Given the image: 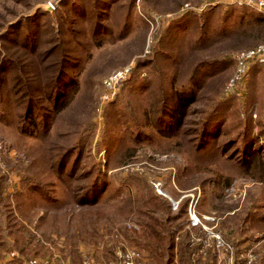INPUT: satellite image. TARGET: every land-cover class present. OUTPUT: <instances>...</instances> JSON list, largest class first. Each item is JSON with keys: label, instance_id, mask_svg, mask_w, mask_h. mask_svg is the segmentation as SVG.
<instances>
[{"label": "rangeland", "instance_id": "374dc122", "mask_svg": "<svg viewBox=\"0 0 264 264\" xmlns=\"http://www.w3.org/2000/svg\"><path fill=\"white\" fill-rule=\"evenodd\" d=\"M213 1L0 0V139L6 150L0 188L7 197L0 198V264H26L32 257L53 264H124L127 250L138 253L133 264H155L145 225L155 219L164 235L166 214L160 203L138 209L144 185L175 201L174 208L189 199L177 221L189 219L182 232L201 244L203 262L215 243L219 252L208 264H264V181L255 179L264 165L260 69L242 97L233 101L223 91L233 55L264 39V15ZM97 20L109 35H93ZM161 37L165 61L132 74L101 107L103 80L130 62L151 60ZM213 61L221 67L210 76L206 63ZM61 67V79L71 78L73 86L55 114L48 108ZM181 92L192 103L180 129L162 134L153 125L160 99ZM29 99L50 119L25 133ZM226 102L213 144L189 154L193 145L197 149L204 112ZM250 127V147L263 149L244 166L236 147ZM222 155L232 166L222 164ZM92 168L109 186L105 182L95 203L80 205ZM153 193L146 197L150 205ZM190 211L200 223H191ZM176 252L174 264H181Z\"/></svg>", "mask_w": 264, "mask_h": 264}, {"label": "trees", "instance_id": "16d2710c", "mask_svg": "<svg viewBox=\"0 0 264 264\" xmlns=\"http://www.w3.org/2000/svg\"><path fill=\"white\" fill-rule=\"evenodd\" d=\"M96 23L99 25V27L96 28L94 26V30H93L94 36H96V34H99V35L103 34L105 37V35L107 36L111 33L107 31V29H105L99 23L98 20L96 21ZM174 27L175 26L172 24L166 30H169L170 28H174ZM104 37H101L103 38L102 39L103 41H104ZM158 45L159 47L153 53V57L151 58V60L147 62L143 60L137 61V63L134 66V71L132 73L133 75H135L136 73L139 74L142 68L151 66V69H153L154 68L152 67L153 64L157 62L160 63L162 61L163 62L165 61L163 60V58L167 56L168 53L167 51L161 50V48L165 46L164 37H161L158 40ZM4 62H7V61H4ZM4 66H6L5 63L2 65V68L5 70ZM220 67L221 65L217 63L216 61L207 62L206 70L207 69L210 70V71H206L208 72L207 75H210V76L213 75L214 71L218 70ZM256 67L257 66H253L249 72L248 78L252 74V76L250 77V81L254 77L253 74L255 73V71H258ZM62 72H63V68L61 67L59 68V70L57 71L54 77L55 82L53 83V86L54 84L55 86L53 90V97L51 98L52 108H48V110H51V113H55V114L61 111L65 107L66 103L68 102V90L73 86V82L71 78L66 79L64 77L65 79L64 78L63 80L61 79ZM260 83H261V79H260ZM250 85H253V84H250ZM248 87L249 86L247 85V88ZM235 99L236 97L232 96L231 100L235 101ZM160 100L161 102L158 106L157 114L154 118L153 125L162 134H167L168 132L175 133L180 129L178 126L181 125L182 123L181 121L184 117L185 111L188 108V106L192 103L191 96H188L185 93L181 92V93H175L172 99H169V97L166 96V97H162V99ZM227 108H229L228 102L220 103L217 105L215 104V106L213 105L212 107H210L208 110L204 112L199 122L198 130L199 131L201 130V133L197 134L196 136V143L199 147L197 146V149H196L195 147L196 145L195 146L193 145L191 147V150L189 151V154L193 152L194 150H197V152L203 151L206 149L208 145L213 144V142L216 139L215 136L217 132L220 130L219 120L221 119V112H223ZM45 110L47 109H44L43 106L37 107L30 99L27 100L26 107L22 115V118H24V120L28 122H27V125L25 124L22 127V131L25 133L33 132V129L38 123L43 124L44 127H46L50 118L46 115ZM46 130L47 128L44 129V131ZM198 130L196 129V132ZM250 132H251V127L249 128L248 131H246L242 135V144L239 145L240 147L239 148L236 147L237 153H240V149L242 148L241 163L244 166H251V164L253 163L252 158L254 157V155L260 152L259 148L260 150L263 149L261 148L260 144H258V147L256 148L250 147V145H252L251 142H249L250 140L249 135L251 134ZM261 136H264V134L261 133ZM256 143L257 142L254 141V144ZM72 154L73 152H70L69 156H71ZM221 162L223 165L230 164L232 166L233 164L232 161L228 160L224 155H222ZM263 166H264L263 163L258 165L259 171L256 172L255 179L264 181V169H263L264 167ZM59 174L62 175L63 172L59 171ZM86 175L87 177L90 178V180L82 188L83 194L80 196V198H78L80 205L95 203L97 201L98 194H100L101 191L103 192L107 188V186L104 188L105 182L107 183L105 176L103 174L98 173L95 168L90 169V172H86ZM1 180L2 179H0V181ZM140 192L142 193L141 196L143 197L138 200V204H137L138 209L143 204H148V207L155 208V206L160 203L158 206H160L166 214L164 235H161L160 232L157 231L156 228H159L160 223H158L155 219H151L152 224H150L147 221L145 225L147 226V236L153 237L151 238L150 245L155 255L154 256L155 264H174V256H175L176 251L178 252V259L181 264H202V263L208 264V259L209 261L210 259L216 260L219 249L218 247H216L215 243H212L207 253V257L204 258V260H206L207 262L206 261L203 262V259L198 254V250L201 244L191 243V234L188 230H184L182 232L183 226L188 225L189 219L188 221L186 220H182L180 222L177 221V216L179 214H183V216H185L186 212H188V206H189L188 198L184 199L183 202L181 200L178 206L174 208L173 204L169 200L167 201L166 199H163L159 195L154 194L152 192L151 187L148 188L147 186L144 185L143 188L140 190ZM149 193H153L151 194V198H153V200L155 201V203H153L154 206L150 205L148 203V199L146 198ZM0 198H3V202L7 198L6 195L4 196L2 194L1 188H0ZM161 198L163 200L162 202H160ZM194 211H195V206H194Z\"/></svg>", "mask_w": 264, "mask_h": 264}, {"label": "built area", "instance_id": "2783aa9c", "mask_svg": "<svg viewBox=\"0 0 264 264\" xmlns=\"http://www.w3.org/2000/svg\"><path fill=\"white\" fill-rule=\"evenodd\" d=\"M230 3L236 6H247L255 9L259 13L264 15V0H214L212 4L216 2ZM49 6L53 7L52 1H49ZM186 7L188 5H185ZM234 59V70L227 82L224 85L223 91L225 96H236L242 97L245 92V85L248 80V75L253 66H257L261 72V89L264 91V39L250 49L238 51L233 55ZM134 71V63L130 62L122 67L114 69L102 82V92L99 96V103L102 107L105 103L110 101L113 96L118 92L119 87L129 80ZM145 75V73H142ZM5 147L3 141L0 139V170H5ZM173 205L177 203L171 201ZM191 223H200L196 215L189 212ZM129 224L128 227H131ZM216 243L219 245L221 241L219 237H216ZM206 249V245H204ZM15 252H10V259L15 257ZM124 264H133L132 260L138 256V253L134 250H127L123 255ZM26 264H53L48 258H29Z\"/></svg>", "mask_w": 264, "mask_h": 264}]
</instances>
